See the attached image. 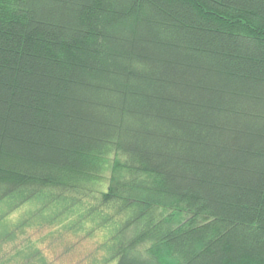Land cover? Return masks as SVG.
I'll return each instance as SVG.
<instances>
[{
  "label": "trees",
  "instance_id": "trees-1",
  "mask_svg": "<svg viewBox=\"0 0 264 264\" xmlns=\"http://www.w3.org/2000/svg\"><path fill=\"white\" fill-rule=\"evenodd\" d=\"M33 228L264 264V0H0V241L44 264Z\"/></svg>",
  "mask_w": 264,
  "mask_h": 264
},
{
  "label": "rangeland",
  "instance_id": "rangeland-1",
  "mask_svg": "<svg viewBox=\"0 0 264 264\" xmlns=\"http://www.w3.org/2000/svg\"><path fill=\"white\" fill-rule=\"evenodd\" d=\"M105 162L107 163L105 167L106 169L105 171L103 170L102 173L106 174V176L108 177L111 176L109 172L115 173L114 177H116V180L119 179L122 168L120 166L118 156L112 154L106 157ZM19 214L20 213L18 211H14L9 216L10 221L17 220ZM176 217V221L181 223L180 221H188L191 216L189 217L187 214L184 215L178 213ZM198 222L200 224L205 221L198 218ZM28 231V236L34 239L37 238L39 240L38 247L40 248L41 256L44 258V264H100L101 262L103 253L95 247L96 237L88 238L85 236L79 240L73 241V238H71V236H68L63 241L56 240L54 242H49L50 240L47 239V236H45L44 230L33 228V230L29 229ZM23 236L24 235H18L11 239H7L6 241H0V262L2 264H27L24 259L22 260L18 256L14 257V253L22 247V242H24L22 238ZM43 236L45 237L40 238ZM70 241H72L73 243L71 244V246H68V242ZM159 251L162 253L163 262L172 264L171 262L173 261V256L171 255V253H166L162 250ZM7 256H11L12 259L10 262H6ZM35 261L37 262L38 260L35 258ZM38 263L40 264L39 261ZM104 264L113 263L108 261Z\"/></svg>",
  "mask_w": 264,
  "mask_h": 264
}]
</instances>
